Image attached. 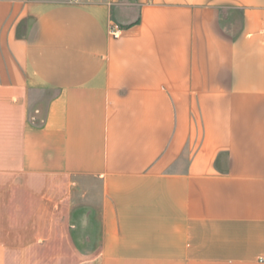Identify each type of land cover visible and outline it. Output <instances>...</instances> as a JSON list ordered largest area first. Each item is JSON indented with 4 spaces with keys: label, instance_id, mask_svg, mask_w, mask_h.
Here are the masks:
<instances>
[{
    "label": "crops",
    "instance_id": "1",
    "mask_svg": "<svg viewBox=\"0 0 264 264\" xmlns=\"http://www.w3.org/2000/svg\"><path fill=\"white\" fill-rule=\"evenodd\" d=\"M53 177L67 264H264V0H0V264Z\"/></svg>",
    "mask_w": 264,
    "mask_h": 264
},
{
    "label": "rangeland",
    "instance_id": "2",
    "mask_svg": "<svg viewBox=\"0 0 264 264\" xmlns=\"http://www.w3.org/2000/svg\"><path fill=\"white\" fill-rule=\"evenodd\" d=\"M228 30V33L232 35L230 28ZM38 109V113H35L37 124L41 123L43 117L44 101H39ZM32 115L31 113L29 118L31 121ZM56 182L59 183L55 184V177L48 180L42 178L29 187L27 200L28 264H67L73 251L81 255L84 251L83 199L80 196L79 201L70 204L67 198L69 192L82 194V187L76 185L70 186L69 189L67 177H59ZM58 197L64 198L59 206L56 205ZM68 211L71 214V220L76 223L75 228L71 231L58 230L59 217L55 216V213L64 214L63 217L60 216V222L66 224ZM36 239L38 242L34 245L32 241ZM55 258H58L60 262H55Z\"/></svg>",
    "mask_w": 264,
    "mask_h": 264
},
{
    "label": "built area",
    "instance_id": "3",
    "mask_svg": "<svg viewBox=\"0 0 264 264\" xmlns=\"http://www.w3.org/2000/svg\"><path fill=\"white\" fill-rule=\"evenodd\" d=\"M72 1H75V0H72ZM108 32H109V35H110L111 37H113V38H117V37L119 36V34H120V28H119L118 25H116V24H111V25L109 26V30H108Z\"/></svg>",
    "mask_w": 264,
    "mask_h": 264
},
{
    "label": "trees",
    "instance_id": "4",
    "mask_svg": "<svg viewBox=\"0 0 264 264\" xmlns=\"http://www.w3.org/2000/svg\"><path fill=\"white\" fill-rule=\"evenodd\" d=\"M230 23V19H228V20H224L223 18H222V15H221V19H220V25H221V28L222 29H226V25H228Z\"/></svg>",
    "mask_w": 264,
    "mask_h": 264
}]
</instances>
